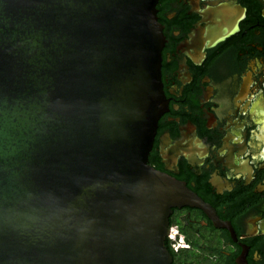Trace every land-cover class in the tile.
Segmentation results:
<instances>
[{"label":"water","instance_id":"water-1","mask_svg":"<svg viewBox=\"0 0 264 264\" xmlns=\"http://www.w3.org/2000/svg\"><path fill=\"white\" fill-rule=\"evenodd\" d=\"M156 2L0 0V264L172 263Z\"/></svg>","mask_w":264,"mask_h":264},{"label":"flooded vegetation","instance_id":"flooded-vegetation-1","mask_svg":"<svg viewBox=\"0 0 264 264\" xmlns=\"http://www.w3.org/2000/svg\"><path fill=\"white\" fill-rule=\"evenodd\" d=\"M155 11L163 111L147 165L200 201L171 209V264H264V0Z\"/></svg>","mask_w":264,"mask_h":264},{"label":"trees","instance_id":"trees-1","mask_svg":"<svg viewBox=\"0 0 264 264\" xmlns=\"http://www.w3.org/2000/svg\"><path fill=\"white\" fill-rule=\"evenodd\" d=\"M165 246H166L167 250L169 251L170 255L173 256V254H175V252L169 246L168 241H165Z\"/></svg>","mask_w":264,"mask_h":264},{"label":"built area","instance_id":"built-area-1","mask_svg":"<svg viewBox=\"0 0 264 264\" xmlns=\"http://www.w3.org/2000/svg\"><path fill=\"white\" fill-rule=\"evenodd\" d=\"M170 232H171V234H172L173 236L176 235V231H175L173 228L170 230Z\"/></svg>","mask_w":264,"mask_h":264}]
</instances>
